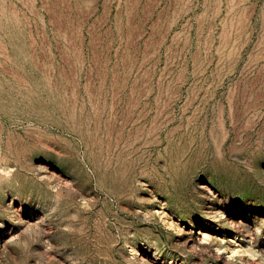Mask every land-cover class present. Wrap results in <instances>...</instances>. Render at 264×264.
<instances>
[{"label":"rangeland","instance_id":"1","mask_svg":"<svg viewBox=\"0 0 264 264\" xmlns=\"http://www.w3.org/2000/svg\"><path fill=\"white\" fill-rule=\"evenodd\" d=\"M0 264H264V0H0Z\"/></svg>","mask_w":264,"mask_h":264}]
</instances>
